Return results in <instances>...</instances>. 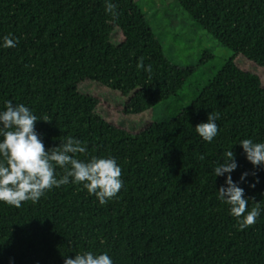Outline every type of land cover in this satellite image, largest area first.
Returning <instances> with one entry per match:
<instances>
[{
  "label": "trees",
  "instance_id": "16d2710c",
  "mask_svg": "<svg viewBox=\"0 0 264 264\" xmlns=\"http://www.w3.org/2000/svg\"><path fill=\"white\" fill-rule=\"evenodd\" d=\"M176 1L233 56L177 116L131 131L98 108L141 116L178 97L193 74L165 56L143 0H111L118 19L106 13V0H0V112L8 101L24 104L41 119L36 131L46 149L71 136L87 149L76 158H114L123 180L104 205L73 182L19 209L0 202V264H64L88 251L107 252L113 264H264V166L254 167L240 145L264 143V84L239 65L264 72V0ZM9 35L14 48L2 47ZM141 57L151 73L138 70ZM86 82L119 93L125 106L81 92ZM211 112L219 131L208 143L195 127ZM229 150L248 211L261 205L244 231L218 198L228 174L213 170Z\"/></svg>",
  "mask_w": 264,
  "mask_h": 264
},
{
  "label": "clouds",
  "instance_id": "9594fccd",
  "mask_svg": "<svg viewBox=\"0 0 264 264\" xmlns=\"http://www.w3.org/2000/svg\"><path fill=\"white\" fill-rule=\"evenodd\" d=\"M105 10L114 19L119 18L111 0H106ZM17 43L18 40L11 38V35L5 36L2 47L14 48ZM137 68L148 73L152 71L151 65L145 68L143 57L138 61ZM5 107L6 110L0 112V202L19 209L24 202L31 201L35 204L47 192L70 182L82 184L101 205L117 197L123 188V180L122 169L114 158L93 157L88 162L81 161L76 156L85 153L87 149L80 140L71 136L61 141L59 147L48 150L36 131V123L41 119L24 104L14 105L8 101ZM219 118L218 113L211 112L207 123H200L195 127L204 141L211 143L218 135L216 121ZM42 121L51 123L47 116ZM240 145L254 167L264 166V143L243 139ZM200 159L203 160L204 156H200ZM237 167L234 153L229 150L224 153L223 163L218 164L213 171L216 177L228 174L226 186L218 190V198L230 206V214L236 218L239 230L244 231L260 217L261 205L256 203L248 211L244 189L231 176ZM57 168L63 170L59 177ZM248 175L247 172L242 174L241 181ZM64 264H113V260L107 252L94 254L88 251L76 254L74 259L65 257Z\"/></svg>",
  "mask_w": 264,
  "mask_h": 264
},
{
  "label": "rangeland",
  "instance_id": "374dc122",
  "mask_svg": "<svg viewBox=\"0 0 264 264\" xmlns=\"http://www.w3.org/2000/svg\"><path fill=\"white\" fill-rule=\"evenodd\" d=\"M146 17L156 38L164 47L165 56L183 69L193 71L178 97L161 104L154 111L141 116L124 117L101 105L98 112L108 121L131 131H139L153 121L161 122L174 118L179 111L189 107L198 93L220 72L224 63L233 56L232 50L223 46L216 38L205 32L176 0H143ZM113 42H120L119 31L113 35ZM239 65L260 75L264 84V72L239 61ZM80 91L94 95L112 107H124L126 99L111 92L100 84L86 82Z\"/></svg>",
  "mask_w": 264,
  "mask_h": 264
}]
</instances>
